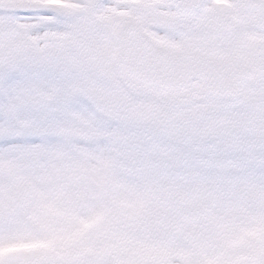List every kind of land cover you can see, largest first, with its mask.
<instances>
[{"label": "snow or ice", "instance_id": "obj_1", "mask_svg": "<svg viewBox=\"0 0 264 264\" xmlns=\"http://www.w3.org/2000/svg\"><path fill=\"white\" fill-rule=\"evenodd\" d=\"M0 264H264V0H0Z\"/></svg>", "mask_w": 264, "mask_h": 264}]
</instances>
